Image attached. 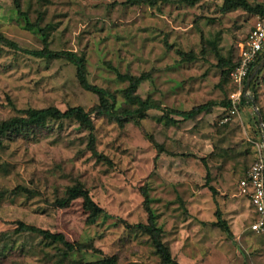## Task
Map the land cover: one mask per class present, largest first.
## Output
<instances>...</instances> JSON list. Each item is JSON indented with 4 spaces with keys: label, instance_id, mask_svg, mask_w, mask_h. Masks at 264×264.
Returning a JSON list of instances; mask_svg holds the SVG:
<instances>
[{
    "label": "rangeland",
    "instance_id": "obj_1",
    "mask_svg": "<svg viewBox=\"0 0 264 264\" xmlns=\"http://www.w3.org/2000/svg\"><path fill=\"white\" fill-rule=\"evenodd\" d=\"M14 1L0 0L5 38L36 50L45 30L49 49L85 58L88 82L112 94L118 110L130 106L122 96L127 82L116 72L147 74L137 94L160 109L121 125L92 114V131L74 120L49 119L44 128L4 136L0 264H103L110 257L116 264H161L148 236L132 227L147 221L142 190L178 264H264V231L251 229L256 216L239 185L263 154L264 59L250 82L256 99L248 89L234 115L221 103L240 87L218 65L220 58H237L257 16L241 8L225 11L223 0L194 6L17 0L27 27ZM247 1L264 9V0ZM207 102L216 104L212 111L192 120L164 116L165 109L188 111ZM97 104L67 61L0 50V123L29 109L90 111ZM77 184L102 214L90 217L81 198L58 205ZM217 212L232 238L216 227ZM17 223L62 234L82 249L66 253L34 234L16 235Z\"/></svg>",
    "mask_w": 264,
    "mask_h": 264
},
{
    "label": "trees",
    "instance_id": "obj_2",
    "mask_svg": "<svg viewBox=\"0 0 264 264\" xmlns=\"http://www.w3.org/2000/svg\"><path fill=\"white\" fill-rule=\"evenodd\" d=\"M177 3L184 4L187 6H194L200 0H175ZM158 2H169V0H126L124 2L125 5L135 6L141 4H147L150 6L156 5ZM15 11L18 16L23 17L26 21L27 27L30 24L27 22L25 14L21 11L20 3L15 0L14 1ZM223 10L229 11L235 8H241L248 13H251L255 16L261 15L263 13V7L260 5H251L247 0H223L222 5ZM32 26V25H31ZM253 28V27H252ZM251 28V30H252ZM249 31V34L251 32ZM248 34V36H249ZM42 36V48L36 50H27L22 49L17 43L5 38L0 34V50L2 48H8L14 51L22 52L25 55L31 56L35 59L41 60H65L70 63L76 71V75L78 78L79 85L85 91L91 92L95 94L98 98V104L95 105L90 111H85L82 107H70L65 111H60L57 108L50 107L46 109H29L22 112L21 116L12 117L6 121L0 123V151L3 146V138L6 135H9L13 132L19 131H28L33 130L34 128H44L47 120H74L79 125L93 130V124L91 120V115L95 114L99 117H104L112 120L115 123L121 125L128 119L138 118L143 119L147 112L151 110H159L160 107L150 102L148 99H142L138 94L137 90L140 85L148 79L147 74H142L140 76H132L129 74H120L116 72V78L119 81L127 82V87L122 91V96L124 101L129 105V108H125L123 110H118L116 108L115 97L110 94L107 90L99 88L97 86L91 85L87 79V68L86 61L82 55H78L75 52L69 51H54L49 49L48 43L46 41V32L45 30H41ZM246 37V40L248 38ZM245 40V41H246ZM189 59H193L191 55H185ZM264 59V48L259 53L256 62L253 65L252 72L249 74L248 78H252L255 80L258 72V65L260 61ZM239 57L235 60L232 59H224L220 58L218 60L219 68L222 69V74L230 75L236 66L239 63ZM258 72V73H257ZM254 80L250 84L249 91L253 93V98L255 88H254ZM246 84V83H245ZM244 84V87H245ZM247 99L242 97L241 101L245 102ZM216 104L214 102H207L198 106L193 107L188 111H177L172 109H165V117L167 119H172V115L179 117L184 121L192 120L196 116L200 114H209ZM222 107L230 108V99L223 101L221 103ZM91 136V134H90ZM89 146H93V138L90 139ZM96 155V153H94ZM100 158L99 156H96ZM208 180V177H207ZM210 191L214 194L215 191L212 187L209 188ZM143 198H144V209L147 214L146 223H138L132 226L134 229L141 231L146 234L150 239L151 245L161 260V264H178L173 257L171 256V252L169 247L162 241V229L157 226L155 216L150 207V199L145 190H142ZM76 198H81L83 201V208L88 212L89 216L94 218L104 211L99 208L89 196V193L83 189L80 184H77L71 188H69L66 192V196L58 200L57 203L60 207H66ZM217 222L216 227H218L221 231L226 233L227 237L232 238V233L227 225V223L222 219L219 212L216 214ZM125 223V222H124ZM126 224V223H125ZM13 233L16 235L19 234H34L42 240L50 242L52 244H60L64 247L66 253H73L81 250V246L75 243L68 242L62 234L59 233H51L48 230H43L37 228L35 226L27 225L24 223H17L16 228L13 230ZM6 233L0 234V240L4 237ZM103 264H116V260L114 257H110L102 261Z\"/></svg>",
    "mask_w": 264,
    "mask_h": 264
},
{
    "label": "built area",
    "instance_id": "obj_3",
    "mask_svg": "<svg viewBox=\"0 0 264 264\" xmlns=\"http://www.w3.org/2000/svg\"><path fill=\"white\" fill-rule=\"evenodd\" d=\"M264 46V9L261 15L255 19L253 28L244 43L239 44V63L231 73L232 80L240 87V90L230 96V114L234 115L246 96L244 84L249 79L254 63ZM264 142V141H263ZM264 147V144H263ZM240 188L246 194L251 204L255 219L251 229L255 232L264 231V155L260 156L249 168L245 178L239 182Z\"/></svg>",
    "mask_w": 264,
    "mask_h": 264
},
{
    "label": "water",
    "instance_id": "obj_4",
    "mask_svg": "<svg viewBox=\"0 0 264 264\" xmlns=\"http://www.w3.org/2000/svg\"><path fill=\"white\" fill-rule=\"evenodd\" d=\"M263 65H264V60L261 62V64H260V66H259V68H262L263 67ZM251 79L252 78H249L247 81H246V84H245V92H247L248 91V89H249V85H250V82H251ZM252 106H253V108L256 110L257 108H256V104H255V102L254 101H252ZM258 122H259V124L262 126V130H263V141H264V125H263V121H262V117L260 116V115H258Z\"/></svg>",
    "mask_w": 264,
    "mask_h": 264
},
{
    "label": "crops",
    "instance_id": "obj_5",
    "mask_svg": "<svg viewBox=\"0 0 264 264\" xmlns=\"http://www.w3.org/2000/svg\"><path fill=\"white\" fill-rule=\"evenodd\" d=\"M259 71V70H258ZM262 138H263V136H262ZM263 144H264V142H263ZM262 147H263V145H262ZM262 155H264V147H263V154Z\"/></svg>",
    "mask_w": 264,
    "mask_h": 264
}]
</instances>
